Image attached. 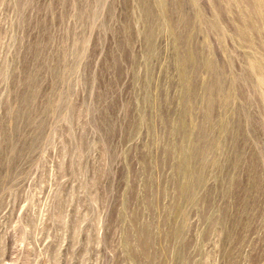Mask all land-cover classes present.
I'll use <instances>...</instances> for the list:
<instances>
[{"label": "rangeland", "instance_id": "374dc122", "mask_svg": "<svg viewBox=\"0 0 264 264\" xmlns=\"http://www.w3.org/2000/svg\"><path fill=\"white\" fill-rule=\"evenodd\" d=\"M263 3L0 0V264H264Z\"/></svg>", "mask_w": 264, "mask_h": 264}, {"label": "bare ground", "instance_id": "6f19581e", "mask_svg": "<svg viewBox=\"0 0 264 264\" xmlns=\"http://www.w3.org/2000/svg\"><path fill=\"white\" fill-rule=\"evenodd\" d=\"M253 1V0H252ZM163 2V1H162ZM264 1L262 0V3H263ZM164 4V3H163ZM264 4V3H263ZM259 8V7H258ZM248 17V16H247ZM249 18V17H248ZM264 23V22H263ZM218 26V25H217ZM216 26V27H217ZM215 28V27H214ZM251 29V28H250ZM252 30V29H251ZM254 31V30H253ZM244 32V31H243ZM242 32V33H243ZM249 36H247V38H248ZM255 38V37H254ZM263 39V38H262ZM261 41H263V40H261ZM192 50V49H191ZM257 50V49H256ZM193 54H192V52L190 51V52H187L186 54H185V56L183 57V59L181 60L182 61V64H183V66H185L186 64H187V62L188 61H191V60H193ZM264 62V61H263ZM211 63H209V62H205L204 61V65H207L208 67H212V65H210ZM258 68V67H257ZM258 70V69H257ZM248 76H249V74H248ZM250 78V77H249ZM256 78V77H255ZM217 79V78H216ZM257 79V78H256ZM260 81H262V80H260ZM212 83V82H211ZM192 84V83H191ZM234 84H235V82H234ZM229 85H231V84H229ZM217 86V85H216ZM206 88V87H205ZM215 88V87H214ZM188 93H190V92H188ZM208 93V92H207ZM215 93V92H214ZM217 93V92H216ZM217 95V94H216ZM215 99V98H214ZM207 109V108H206ZM211 115H212V113H211ZM242 127V126H241ZM231 130V129H230ZM234 138V137H233ZM245 138V137H244ZM243 138V139H244ZM239 139V138H238ZM241 139V138H240ZM203 141V140H202ZM238 143V142H237ZM219 146V145H218ZM189 164V163H188ZM193 179V178H192Z\"/></svg>", "mask_w": 264, "mask_h": 264}]
</instances>
